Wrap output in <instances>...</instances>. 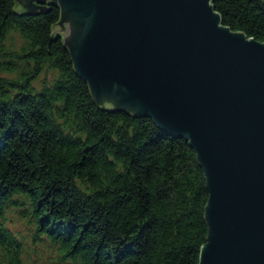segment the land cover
Returning a JSON list of instances; mask_svg holds the SVG:
<instances>
[{
	"label": "trees",
	"instance_id": "1",
	"mask_svg": "<svg viewBox=\"0 0 264 264\" xmlns=\"http://www.w3.org/2000/svg\"><path fill=\"white\" fill-rule=\"evenodd\" d=\"M211 1L225 26L264 42V0ZM61 14L0 0V263L36 264L14 214L57 250L53 264H200L210 192L197 152L97 102Z\"/></svg>",
	"mask_w": 264,
	"mask_h": 264
},
{
	"label": "water",
	"instance_id": "2",
	"mask_svg": "<svg viewBox=\"0 0 264 264\" xmlns=\"http://www.w3.org/2000/svg\"><path fill=\"white\" fill-rule=\"evenodd\" d=\"M24 2L60 6L57 31L98 103L195 149L210 192L200 264H264V42L211 0Z\"/></svg>",
	"mask_w": 264,
	"mask_h": 264
},
{
	"label": "rangeland",
	"instance_id": "3",
	"mask_svg": "<svg viewBox=\"0 0 264 264\" xmlns=\"http://www.w3.org/2000/svg\"><path fill=\"white\" fill-rule=\"evenodd\" d=\"M62 36L65 41V35ZM7 224L16 235L23 239L27 250L24 255V260L27 263L53 264L51 261L54 259L57 252L55 248L50 247L47 243V245L44 243L35 244L32 239V233L27 230L24 222H22L16 215L10 214L9 217H7Z\"/></svg>",
	"mask_w": 264,
	"mask_h": 264
},
{
	"label": "flooded vegetation",
	"instance_id": "4",
	"mask_svg": "<svg viewBox=\"0 0 264 264\" xmlns=\"http://www.w3.org/2000/svg\"><path fill=\"white\" fill-rule=\"evenodd\" d=\"M31 7H33V5H31Z\"/></svg>",
	"mask_w": 264,
	"mask_h": 264
}]
</instances>
